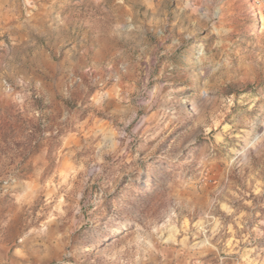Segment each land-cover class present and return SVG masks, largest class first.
Listing matches in <instances>:
<instances>
[{
  "label": "rangeland",
  "instance_id": "rangeland-1",
  "mask_svg": "<svg viewBox=\"0 0 264 264\" xmlns=\"http://www.w3.org/2000/svg\"><path fill=\"white\" fill-rule=\"evenodd\" d=\"M0 264H264L256 0H0Z\"/></svg>",
  "mask_w": 264,
  "mask_h": 264
},
{
  "label": "built area",
  "instance_id": "built-area-1",
  "mask_svg": "<svg viewBox=\"0 0 264 264\" xmlns=\"http://www.w3.org/2000/svg\"><path fill=\"white\" fill-rule=\"evenodd\" d=\"M256 3L260 8L261 14L264 15V0H256Z\"/></svg>",
  "mask_w": 264,
  "mask_h": 264
}]
</instances>
